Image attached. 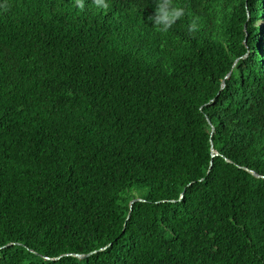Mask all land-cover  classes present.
Segmentation results:
<instances>
[{
  "label": "trees",
  "instance_id": "trees-1",
  "mask_svg": "<svg viewBox=\"0 0 264 264\" xmlns=\"http://www.w3.org/2000/svg\"><path fill=\"white\" fill-rule=\"evenodd\" d=\"M174 2L0 0V264H264V0Z\"/></svg>",
  "mask_w": 264,
  "mask_h": 264
},
{
  "label": "clouds",
  "instance_id": "clouds-1",
  "mask_svg": "<svg viewBox=\"0 0 264 264\" xmlns=\"http://www.w3.org/2000/svg\"><path fill=\"white\" fill-rule=\"evenodd\" d=\"M93 3L97 9L105 10L109 7L108 0H93ZM75 4L80 10H84L85 0H75ZM155 5V15L149 20L158 33H168L185 16V8L175 4L174 0H156ZM196 28V22L193 21L189 24L188 31L195 32Z\"/></svg>",
  "mask_w": 264,
  "mask_h": 264
},
{
  "label": "water",
  "instance_id": "water-1",
  "mask_svg": "<svg viewBox=\"0 0 264 264\" xmlns=\"http://www.w3.org/2000/svg\"><path fill=\"white\" fill-rule=\"evenodd\" d=\"M230 75L231 74H229L228 75V77L227 78H229L230 77ZM225 87V84H223L222 85V88H224ZM210 123V122H209ZM211 127H212V131H214V127L211 125ZM213 155L215 156V155H218L214 150H213ZM254 176H256V177H260L258 174H256L255 172H253V171H250ZM183 197V196H182ZM140 201H142V199H135V200H133L132 202H131V211L133 210V206H134V204L136 203V202H140ZM130 217V216H129ZM128 217V218H129ZM106 248H104V249H102V250H105ZM96 253V252H95ZM91 254H88V255H76V257H78V258H80V259H85V258H87L88 256H90ZM47 259H49V258H47Z\"/></svg>",
  "mask_w": 264,
  "mask_h": 264
}]
</instances>
